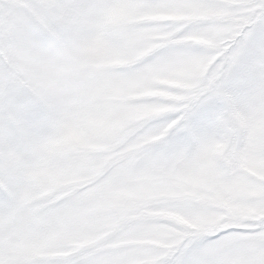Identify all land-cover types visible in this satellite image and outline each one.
Wrapping results in <instances>:
<instances>
[{"label": "snow or ice", "instance_id": "snow-or-ice-1", "mask_svg": "<svg viewBox=\"0 0 264 264\" xmlns=\"http://www.w3.org/2000/svg\"><path fill=\"white\" fill-rule=\"evenodd\" d=\"M0 264H264V0H0Z\"/></svg>", "mask_w": 264, "mask_h": 264}]
</instances>
